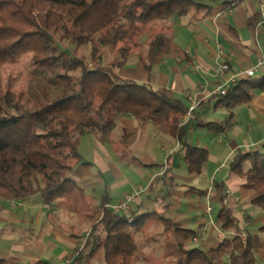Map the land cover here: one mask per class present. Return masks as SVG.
<instances>
[{"label":"trees","instance_id":"1","mask_svg":"<svg viewBox=\"0 0 264 264\" xmlns=\"http://www.w3.org/2000/svg\"><path fill=\"white\" fill-rule=\"evenodd\" d=\"M213 11L212 6L198 0H0V203L39 194L49 203L65 200L77 213H93L85 189L73 177L76 165L84 161L80 138L89 132L109 137L121 116L149 122L178 138L188 170L201 174L209 150L187 142L188 125L197 120L198 127L223 132L235 118L234 110L264 91V79L259 75L242 77L226 95L215 96L216 106L229 110L227 119L205 121L196 110V119L183 124L189 104L152 83L156 61L171 50L169 32L148 35L146 51L139 56L146 82L124 76L115 63H105L98 48L118 49L123 67L133 52L128 45L136 29L153 28L175 14L196 18ZM258 20L259 15L251 17L250 26L254 28ZM89 45L93 46L91 60L71 49ZM26 56H31L28 63L54 77L53 82L62 87L61 99L44 102L33 91L23 102L16 85L5 88V68ZM132 134L124 127L122 141L126 143ZM263 149L264 142L257 149L238 152L229 167L245 178V188L256 191L253 204L264 212ZM164 176L173 186L169 167ZM215 190L221 203L220 227L233 232L217 247H188L186 242L195 240L199 233L170 217L168 204L162 210L133 217L114 213L103 199V215L92 226L73 264H89L97 253L103 255L105 264H135L139 252L136 232L149 219L183 240L177 245V264H256L253 235L241 227L228 206L225 183L216 182ZM171 194L169 186L166 197ZM260 230L264 231V224Z\"/></svg>","mask_w":264,"mask_h":264},{"label":"crops","instance_id":"2","mask_svg":"<svg viewBox=\"0 0 264 264\" xmlns=\"http://www.w3.org/2000/svg\"><path fill=\"white\" fill-rule=\"evenodd\" d=\"M198 1L212 6L213 13L196 18L193 14H175L162 21L172 44L170 52L156 61L152 83L187 104V94H193L199 103L200 119L223 121L229 110L216 106L212 94L223 79L217 75L218 62L229 61L231 69L226 76H230L264 58V24L260 22L264 0ZM229 8L234 9L232 14L218 15ZM256 15L259 20L252 28L250 18ZM139 64V58L128 60L122 74L146 82L147 74ZM259 76L264 79V69ZM218 111L223 119L217 117ZM234 113L232 123L221 133L198 127L197 120L188 125L187 142L209 150V160L201 174L188 170L180 140L149 122L121 116L107 138L95 132L84 134L79 142L84 161L76 165L73 177L85 189L93 213H77L67 201L49 203L39 194L17 200L16 204L3 200L0 264H67L84 248L92 226L102 217L103 199L108 206L115 205L141 187L144 191L125 214L134 217L152 213L168 204L170 217L199 233L196 240L186 242L188 247L199 246V242L204 249L217 247L233 232L220 227L216 182L225 183L226 202L241 227L253 235L256 264H264V231L260 230L264 212L253 204L257 193L244 187L245 178L225 167L238 152L264 142V91L257 92L252 101L238 106ZM124 127L133 133L126 143L122 141ZM228 147L231 151L224 155ZM125 148L135 156L120 155ZM166 167L174 176L173 186L171 181L166 182ZM169 186L172 194L166 197ZM136 238L150 242L138 252L135 264H177V245L183 240L167 234L157 221L147 220ZM89 264H105L103 255L97 253Z\"/></svg>","mask_w":264,"mask_h":264},{"label":"rangeland","instance_id":"3","mask_svg":"<svg viewBox=\"0 0 264 264\" xmlns=\"http://www.w3.org/2000/svg\"><path fill=\"white\" fill-rule=\"evenodd\" d=\"M162 23L164 22L157 23L156 25H154L153 28L143 27L140 28L139 30L136 29V31L132 32V36L130 38V43L128 46L131 47L133 52L128 57L126 64L128 60L131 59L137 60L140 54L146 51L149 34L165 31L166 27L163 26ZM71 49L74 51V53L80 56H84L88 60H91L92 58V51H93L92 45H89L87 47H82L77 50H74L73 48ZM98 52L103 54V61L105 63H115L116 64L115 67L121 73L124 69H126L125 68L126 64H124L123 67L120 66V61L122 57L118 54V49L112 50L108 46H101L100 48H98ZM28 58H31V56H26L24 59H22L23 61L10 64L5 68L4 70L5 88L8 89L11 88L10 87L11 85L12 86L16 85L15 90H17L22 94L21 96L23 102H26L29 99L28 97L29 92H33V91H37L44 102H48V100L58 101L59 99H61L62 87L59 84L53 82L55 81L54 77L44 68L39 67L32 63H28L27 62ZM139 67L141 68L140 64ZM257 81H260V79L257 78ZM220 113L221 111H218V113H216L218 118L222 117ZM131 119L136 120L135 118H131ZM205 119L208 120L209 117H205ZM219 119H223V117ZM136 121H138V119ZM254 148L257 149L259 148V146L258 147L256 146ZM226 151L227 153H229L231 149L228 147L227 150H225L224 155ZM120 155H123L125 158H130L132 155L135 156L130 152V150L126 148L120 151ZM228 166L230 165L227 164L225 165L226 168H228ZM172 239L175 240V238ZM149 242L150 241L147 240L146 241L138 240L139 252L144 250L145 246H147L146 244ZM196 244H198L201 248L204 247L203 245L200 244V242Z\"/></svg>","mask_w":264,"mask_h":264},{"label":"built area","instance_id":"4","mask_svg":"<svg viewBox=\"0 0 264 264\" xmlns=\"http://www.w3.org/2000/svg\"><path fill=\"white\" fill-rule=\"evenodd\" d=\"M233 12H234V9L229 8V9L220 11L218 15L232 14ZM261 16L262 18L260 22L261 24H264V5L262 7ZM220 53L222 55V52ZM230 69H231V65L228 60L218 62L217 75L219 77H223V79L216 85L215 89L213 90L212 94L214 96L226 95L229 91V88L234 83H236L238 80H240L242 77H255L259 75L264 69V58L242 69L239 73H233L230 76H226ZM187 98L190 100L189 111L182 118L183 124H188L192 120L196 119V110L199 106V103L193 94L188 93ZM143 191H144V188L141 187L139 190L128 193L120 203H117L115 205H109L108 207L112 209L114 213L125 214V212H127L128 209L130 208V204L134 202L137 196H139ZM12 201L14 204H16L17 202V200H12ZM208 210L212 211V207L209 206ZM75 257L68 260L67 264L73 263Z\"/></svg>","mask_w":264,"mask_h":264}]
</instances>
